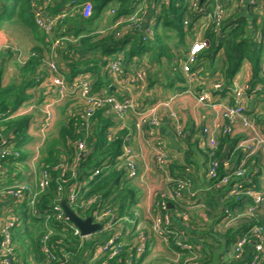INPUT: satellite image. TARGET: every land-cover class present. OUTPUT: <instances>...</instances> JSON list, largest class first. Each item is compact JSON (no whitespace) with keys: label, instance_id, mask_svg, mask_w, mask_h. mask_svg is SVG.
Segmentation results:
<instances>
[{"label":"built area","instance_id":"2783aa9c","mask_svg":"<svg viewBox=\"0 0 264 264\" xmlns=\"http://www.w3.org/2000/svg\"><path fill=\"white\" fill-rule=\"evenodd\" d=\"M149 0H134L136 9L133 13L119 17L114 20L108 28L98 34L104 35L108 32L115 34L116 38H122L127 35L138 34L143 42H149L156 34L158 18L161 14V6L169 3L170 0H157L155 4L154 15L150 23L144 27L143 14L145 13V3ZM192 1V8L197 12L199 20L213 22L215 25V32L218 36H223L224 26L229 17L226 5L223 0H205L202 6H199L196 1ZM49 2L45 4L47 7ZM73 4H76L74 2ZM251 4L255 6V10H262L263 5L258 0H251ZM81 13L85 19H90L93 14V5L90 2H85L81 6ZM76 8V7H73ZM74 10V9H72ZM263 11V10H262ZM35 22L37 27L53 37L58 23L68 16V10L65 9L57 15L49 14L43 8H38L35 11ZM111 15H115V10H111ZM185 25H189V21H185ZM204 26V25H203ZM206 26V23H205ZM204 28V27H202ZM258 39H262L261 32L256 34ZM189 51L185 58L177 60L180 72L188 83L187 93L195 95L197 102L201 105L214 107L217 105L214 93L222 91L228 92L230 103L225 105L221 115L222 124H215L212 128L205 127L202 135V142L207 149L208 156V189L209 190H224L223 200L235 198L238 202L243 204V213L236 211L235 213L226 208L221 218L220 226L222 229H228L231 224L238 221L244 216L254 217L264 206V187L257 189L256 185L249 182L247 164L250 159L255 156L264 158V130L259 125V113L255 111V106L251 107V103L257 99V94L262 92L264 85L261 83L252 88L250 83H240L237 79L232 82L214 83L211 87L212 91L204 90L195 92L193 90L194 84H201L200 80V56L209 47L210 41L203 32L194 35ZM70 36H61L52 40L53 47L58 49L64 47L65 42H76ZM5 50H11L18 53V49L14 46L5 44L0 46V57ZM137 58V57H136ZM105 62V70L107 71L110 80L118 83L121 91L125 94L122 98L117 95H111L103 88L96 91L92 84V78L88 74H81L77 76L73 82L68 83L60 71L56 61L48 60L46 65L52 77V84L55 92L50 98H46L40 104L25 102L16 112L15 115H30L32 117L31 124L38 121V128L41 139L35 146L33 157L31 156V166H37L38 160L41 156V148L44 144L47 133L51 130L56 120V108L64 104L69 98L78 101L73 104V113L79 117L81 122L82 136L75 143L76 157L73 164L69 167L62 160L54 167H35L33 170L35 183L27 180L16 181L14 183H7L0 186V200H17L21 202V206L26 205L30 208L33 215H40L37 208V203L43 193L51 188L54 180L53 172L60 171V178H58V200L53 204L50 211H45L42 217H46L45 233L40 239L41 251L46 257V264H72L70 261V253L64 252L62 257L59 256L57 249L51 244L54 236V229L49 225V221L54 220L62 223L64 229L71 230L75 237L81 240L82 245L85 240H95L97 245H93L91 249H86L85 252L89 256V260L94 261L102 256L107 257V261L114 259H121V256L126 252L127 264L138 263L142 256L149 251L152 233L161 236L167 243H170V237H173V247L178 258L182 260L183 255L187 254L184 261L177 260L178 264H200L199 256L200 249L191 243L188 229H181L176 226V221L184 224L190 221V214L185 210H179L177 205L187 204L191 200L186 199V193L189 192L193 186V178L190 176L174 177L170 173V167L174 164L175 157L167 151L164 141L158 135V130L163 124V116L160 112V107L166 109V113L171 120L172 128L175 137L183 139L185 135V126L182 118L173 107V101L168 100L158 105L139 106L135 95L132 94L134 88L144 87L147 84V69L144 62L138 65V69L134 66L135 72L129 71L124 65L122 57L109 56L103 58ZM137 62V61H136ZM264 73V66L262 68ZM204 86V85H203ZM111 88V85H109ZM103 111L104 115L111 117L122 127H125V119L129 113L134 114L132 128L127 129L122 139L121 153L115 158L106 159L100 167L95 168L82 181L79 180V165L80 160L89 155L92 151L90 147V139L93 136V129L95 128L96 115ZM36 112L40 117H36ZM251 113V114H249ZM258 115H252V114ZM237 126H242L244 130L243 137L238 139L237 145L234 149L235 153H242V160L237 166H232L231 163V149L222 158H219V136H228L231 138L236 135ZM117 132L114 128H109L108 139H117ZM2 142L0 144V160H5L9 156L18 158L21 156L20 152L15 149V143L10 140V137L0 135ZM134 137L136 140H141L152 148L154 152L156 169L165 180V189L160 192L154 203L156 213L152 218L151 231L146 230L135 216L120 214L118 207L106 206L99 196L90 197L82 202L79 201V196L82 189L98 175L110 168L113 164L121 171L123 179L126 181H135L140 176V169L138 166V153L131 146L130 142ZM221 165L225 169L224 175L220 174ZM71 174L74 179L65 192L64 185L69 182L71 178L67 175ZM235 182L232 184V181ZM212 184L210 185V183ZM192 197H196L195 192H190ZM62 201H66L71 210H90L96 203L98 205L93 210L91 216L93 222L101 225V229L94 235L83 236L81 230L72 223L65 214L62 206ZM169 204H173V209ZM74 208V209H73ZM173 210V211H171ZM88 218V217H87ZM21 216H14L12 219H7L1 224V240H0V254L4 256L1 264H14L12 257L15 253V245L13 243V232L19 226ZM257 220V218L255 219ZM188 228V225H187ZM135 231L132 236L134 243H128L127 238L130 233ZM96 237L99 240H96ZM249 239L253 240L255 258L252 264H262L264 261V226L254 224L247 234L237 239L233 247V255L236 259H240L245 251L246 244ZM100 242V243H99ZM130 244V245H129ZM128 246V247H127ZM127 247V248H126ZM181 262V263H180Z\"/></svg>","mask_w":264,"mask_h":264},{"label":"trees","instance_id":"16d2710c","mask_svg":"<svg viewBox=\"0 0 264 264\" xmlns=\"http://www.w3.org/2000/svg\"><path fill=\"white\" fill-rule=\"evenodd\" d=\"M194 1H196L199 6H202L205 2V0ZM258 1L264 2V0ZM47 2L49 3L47 7H45ZM74 2H76V4H73ZM85 2H90L93 5V14L90 19H85L81 13L80 6ZM110 3L113 4L112 10H115V15H111V23L119 17L133 13L136 9L134 0H0V27L8 21L16 20L19 24H22L33 32L43 42L45 47H49L53 39L61 36L67 35L77 39L76 42H65V46L63 47L65 50H62L64 52L62 53V58H64L68 64H66L65 69H60V71L66 81L71 83L78 75L93 71L92 84L94 89L100 91L105 88L109 94L114 95L113 89L109 87L111 80L105 70V62L103 59L97 58V64L95 66L82 65V60L79 62V59H77L74 54L81 56L89 52L100 51L103 56H106L123 51L125 54V62L131 64L135 57L142 59L146 54L155 55L156 52L159 51V48H157V45H153L156 44L155 41H141L138 34L127 35L120 39L116 38L115 34L112 32H108L104 35L98 34L97 28H95L94 25L101 18L103 11ZM192 7V1L189 0H170L168 4L161 6V14L158 18L157 27L158 25H162L167 29L173 30L176 33L179 43L182 44L185 43L187 36L194 39L193 37L195 34L203 32L205 37L209 39L210 44L200 56L199 75L202 76V74L209 72L212 76H216L218 73L225 84H229L239 73L243 64L248 62L251 64L253 73L251 85L263 81L261 74L264 75V73H261V66L264 60V22L262 24L259 23L258 16L255 13V6L252 5V11L248 17L229 15L224 26L223 36L217 35L215 32V25L212 21L206 23V26L202 28L204 24L198 22L199 17ZM38 8H43V10L52 15H57L65 9L68 10V16L58 23L53 32V37H49L37 27L34 11ZM231 19H234V22L229 24ZM185 21H189L187 28H185ZM259 31L261 32L262 39H258L256 36ZM50 52L49 50V53ZM70 54H72V56H70ZM159 56L160 55L155 57L158 58ZM44 58L45 54L42 50L38 48L33 49L27 62L18 67V78L8 85H3L4 70L0 66V135L8 138L10 137V140L15 143V149L21 154L18 158L9 156L5 160H0L2 165L18 166L25 164L27 158L30 156L25 148L32 141L29 134L32 117L30 115L20 116L15 114L25 102L34 98L32 91L40 86L50 74L48 67L45 65ZM148 71L149 69H147V72ZM75 102L78 101L69 98L64 104L57 108L61 115L57 118V121L48 132V138L46 137L44 145L41 148V156L38 160L39 167H54L62 158L65 159V163L69 167L73 164L76 157L75 143L82 136L80 119L72 112ZM252 115L255 116L258 114L254 113ZM95 118V128L93 129V136L89 142L92 151L89 155L80 160V171L78 176L80 181L86 178L95 168L100 167L106 159L115 158L121 153L122 139L126 133V131H121L117 139L109 140L108 130L114 125V119L105 116L103 111L98 112ZM52 130H54V134L50 136ZM237 142V138L232 139L228 136H223L219 145V158H222V149L224 146H228L231 149L232 166H237L243 157L241 152L233 155ZM194 154L195 148L193 150H188L186 153V160L190 165L192 164ZM207 157L208 156H206V158ZM254 159L257 163L262 161L260 156H255L250 159L247 164L249 176L252 175L255 164ZM186 167L187 166L184 167L179 161H176L171 165L170 173L174 177H185L187 176V174H184ZM60 173V171L53 172L54 180L51 188L41 195L37 203V208L42 216L45 211H50L52 209L53 204L59 198L57 180L61 176ZM224 173L225 169L221 165L220 174L224 175ZM17 174L19 175V173H16V175ZM70 175L69 173L67 177L71 178ZM73 181L74 179L71 178L69 182L64 185L65 192H67L69 185L73 183ZM234 182L235 180L232 181V184ZM211 184L212 182L210 185ZM209 193L212 196H216L218 201H220L222 205V216L226 208L234 213L236 211L243 213V204L238 202L235 198L223 200L224 190L213 189L209 190ZM93 196L101 197L106 206L118 207L121 215L126 213L130 216L134 215L135 211L133 207L136 206L137 203V191L134 181L124 180L121 171L118 170L114 164L100 175L96 176L88 186L82 189L79 201L82 202ZM97 205L98 203L87 211L80 209L75 210L74 208L72 211L79 217L86 219L92 215ZM177 207L179 210L190 212L189 209L191 206L179 204ZM260 211L254 217L244 216L240 218L238 225L225 229L224 232L219 231L216 234L208 233V239L210 240L209 243L205 245L206 247L201 246L195 238L190 239L191 243L200 249V264H215L216 244H219V247L226 244L227 248L229 246L232 248L237 242V239L247 234L254 224L264 226ZM42 216L33 215L30 212V208L23 205L22 220H24L23 226L25 228H23L26 233L24 234L21 232V228H15L13 233V243L17 244V246H24V248L30 243L34 260L40 264H43L46 260L45 255L41 251L40 244V239L46 229V217ZM256 218L257 220H255ZM181 224L179 221H176L177 227L186 230L187 228ZM49 225L55 231L51 244L57 249L60 257H62L64 252H69L71 254L70 261L72 264H127L126 252L121 256L120 260L114 259L107 261V257L102 256L94 261H88L83 258V253L88 247H86L85 243L82 245L81 240L75 237L71 230L64 229V225L53 218L49 221ZM134 234L135 231H132L128 237L131 239L130 244L134 243L132 238ZM90 242H95V240ZM173 243V237H170V245L173 246ZM250 246L252 247V253L250 258L246 260L247 249ZM254 251L253 240L249 239L244 254L240 259H236L233 255L223 264H252L255 258ZM147 252L138 263L133 264H142L148 257ZM17 256L18 249L15 248V253L12 257L14 264H19L17 262ZM186 256L187 254L183 255L182 261H184ZM3 259L4 256L0 254V262ZM262 264H264V261H262Z\"/></svg>","mask_w":264,"mask_h":264},{"label":"crops","instance_id":"0c3cea01","mask_svg":"<svg viewBox=\"0 0 264 264\" xmlns=\"http://www.w3.org/2000/svg\"><path fill=\"white\" fill-rule=\"evenodd\" d=\"M156 1L157 0H149L147 3H145V13L143 14L144 27H146L152 20ZM223 1L226 5L228 15L230 16L237 15V16H245V17L250 16L249 14L252 11L251 0H223ZM260 2L263 5L262 7L263 11L259 8V11L255 10V13L258 16L259 23L262 24L264 22V2L263 1ZM112 6L113 4L110 3L109 6L103 11L101 18L94 25V27L97 28L98 32H102L103 30L108 28L109 25L111 24ZM205 20L206 19L199 20L198 22L200 24H204L203 27H205V23H207ZM232 22H234V19H231L229 24H231ZM19 27L23 31V35H24L23 36L24 40L20 39V41H16V39L11 38V35L9 34V31H7V29L3 30L2 28L0 30V46L9 44L11 46H14L15 49H18V53H14L11 50L9 51L5 50L2 56L0 57V66L4 70L3 85H8L10 82L18 78V74H19L18 67L24 65L25 62H27L28 57L32 53L33 49L36 48L42 50V52L45 54V58H44L45 65L48 60H54L57 62L60 69L65 68V65L68 64L64 60V58H62V53H64L62 50H65V48L59 47L58 49L57 48L55 49L52 43L49 47H45L43 42L34 33H30L31 31L27 30L25 26L21 24L19 25ZM185 28H187V26ZM174 35H176V33L173 30L167 29L162 25L161 26L158 25L156 34L153 36L151 40L156 42V44L153 45H157L159 51H157L155 55L146 54L145 56L142 57V59L135 57L134 60L131 62V64L126 63L124 60V65L129 71L132 72L133 70V72H135L134 67L136 69L138 65L144 62L145 68L149 69V71L147 72L148 74L147 84L144 87L134 88L132 92V94L135 95V98L137 99V103L139 104V106L146 107V106L158 105L162 102H166L172 99L174 109L177 112H179L182 118L183 124L185 126V135L183 139H178L174 135L172 123L166 113V109L163 106H161L160 112L164 119L162 126L158 130V135L164 141V144L167 147V151H169L171 155L175 157L174 163L176 161H179L184 167L187 166L185 168L186 171L184 172V174H187V176L193 178L192 188L190 189L189 192H185L186 199L191 200V202L187 203V205L191 206L189 209L190 221L188 222V224L184 223L181 225H183L186 228L188 225L187 229H188V234L190 235V239L195 238L201 246L206 247L205 245L209 243L210 240L208 239L209 238L208 233L216 234L219 231L221 232L224 231L225 229H222L220 226L221 223L220 218L222 217V211H221L222 205L220 201H218L216 196H212L209 193V189H208V185H209L208 177H207L208 157L206 158L207 149L202 142V135L205 127L212 128L217 123L219 124L223 123L221 119V115L223 113L224 106L230 103V98L228 96V92L222 89V91L214 93L215 95L214 97L217 105L211 107V106L199 104L197 102L195 95L186 92L189 85L184 79L183 74L180 72L179 66L177 65L176 61L180 60L181 58L182 59L185 58V55L189 51L190 45L192 43V39L189 36H187L184 44L179 43L178 40H176L177 43L175 41L176 44H174L173 48L174 49L177 48L178 50L181 49L182 52L185 51L181 57L180 55L174 53L172 50L173 48L171 49L170 47L166 46L165 43L166 39H172L174 37L177 38ZM25 36L27 37V39ZM49 50L51 52L47 54L46 52ZM74 55L75 57H77V59H79L78 60L79 62L80 60H82L81 62L82 65L95 66L97 64L96 62L97 58L103 59L109 57L111 54L103 56L100 51H97V52H89L81 56L76 54ZM158 55L160 56L156 58ZM70 56H72V54H70ZM111 56L114 57L119 56L122 57L123 59L125 58V54L123 51H119ZM172 59L174 63L172 62ZM134 64H136V66H134ZM263 66H264V60L262 62L261 67L263 68ZM162 69L165 70L162 71ZM161 72H166L167 74L166 75L164 74L162 76ZM84 74H88L93 79V71H89ZM261 76L263 78V81H260L255 85H251L253 78L252 67L250 63L245 62L239 73L236 75L235 79H237V81L240 83H245V82L250 83V85L254 89L256 88V86L260 85L261 83H263L264 85V75L261 74ZM199 77H200L199 82L203 83L204 86L201 84L200 85L194 84L193 90L195 92L200 93L201 91L204 90L212 91L211 87L214 83H224L226 88V84L224 80L221 79L218 73L216 74V76H212L209 72H207L206 74H202V76L200 75ZM110 85L114 91V95H117L122 98V95L125 93L121 91V87L119 86V84L111 80ZM54 92H55V88L52 84V77L49 74L48 77L44 80V82L32 91L34 98L29 101H31V103L40 104L44 102L46 98L52 97ZM250 105H251L250 108H252V106H255V111L259 113L260 116L259 125L261 129L264 130V88L262 92H259L257 94L256 101L252 102ZM36 114H37L35 115L36 117H40V114L38 112H36ZM57 114H58V110L56 108V116ZM39 120L40 119L37 118V122L30 125L29 128V134L33 141L32 144L35 143V145L41 139L37 124L39 123L38 122ZM133 120H134V114L129 113L125 119L126 121L125 127L121 126V124L123 123L118 124L114 120V125H112L110 128H114L115 131L117 132L116 135L118 136L121 131H126L127 129L132 128ZM56 121L57 118L55 122ZM243 134H244V130L242 126H237L236 135L234 137L231 136V138L240 139L241 137H243ZM221 139L222 136H219L218 137L219 145ZM32 144L29 146L27 145L25 148L28 154H30V147L32 146ZM130 144L138 153L139 156L138 166L140 169V176L134 181L137 191V203L136 206L133 207V210L135 211L134 213L135 216L137 217V220L141 224H143L146 230L150 232L152 224L150 223L149 220L152 221L153 215L156 213L154 208V203H155L154 193L159 192L156 190L157 188H160L159 190H161L163 187L165 188V180L156 169V162L152 148L149 147L146 143L142 142L141 140L139 139L136 140V137H134V140L133 139L131 140ZM194 148H195V154L193 155V161L192 164L190 165L189 162L186 160V153L188 150L190 149L193 150ZM227 149L228 146L223 147L222 157L225 156V154L227 153L228 151ZM30 157L31 156L27 158L25 164H21L18 166H13V165L7 166V165H2L0 163V186H4V184L10 183L9 181H5L6 178H9V176L10 178L13 177V179H15L19 175H21L20 176L21 180L19 181L27 180L34 184L36 181L34 177V173L33 171L27 169V168L31 169V163L29 161ZM261 160L262 161H259L258 163L255 160L254 168L252 170V175L250 176L248 175L249 182L251 184H255L257 189L264 187V158L261 157ZM13 173L15 174L19 173V175L18 174L14 175ZM190 192H195L197 196L192 197L190 195ZM173 207L171 209H173ZM22 212H23V206H21V202H18L15 199L0 200V240H1L2 222L10 218L12 219L14 216H21ZM260 215L264 222V206H262L261 208ZM239 221L240 220L233 222L231 224V227L238 225ZM23 225H24V220H20L19 226L17 228H21L22 229L21 232L25 234L26 231H24L25 227ZM127 240L129 243L131 242L130 238H127ZM14 245L15 248L18 249L17 262L19 264H40L39 262L37 263L34 260L33 251L30 243L25 248L24 246H17V244L15 243ZM159 245H162V247L164 246L173 259H171L170 262L167 260L165 261L163 260L158 262L157 264L159 263L178 264L177 260L182 262V260L178 258V255H176V251L174 250L173 246L170 245V243H167L163 237L158 235L152 236L150 249L147 252L148 256H150L153 252H155L159 248ZM232 249L233 247L231 248V246L227 248L226 244H223L222 247H219L215 252L216 253L215 264H223L224 262L229 260V258L233 256ZM230 252H231V256L227 257L228 256L227 254ZM251 253H252V247L250 246L247 249V253L245 257L246 260L250 258ZM83 254H84L83 258L89 261V256L86 254V252H84ZM144 262L142 264H144ZM43 264H46V262H44Z\"/></svg>","mask_w":264,"mask_h":264},{"label":"rangeland","instance_id":"374dc122","mask_svg":"<svg viewBox=\"0 0 264 264\" xmlns=\"http://www.w3.org/2000/svg\"><path fill=\"white\" fill-rule=\"evenodd\" d=\"M19 25H21V24H19L16 20H12V21H8V22H6L4 25H2L1 27H0V30L3 28V30L4 29H7V31H9V34L11 35V38H14V39H16V41H20V39H22V40H24V35H23V31L20 29V27H19ZM27 30H29L28 28H27ZM30 33H33V32H30ZM174 36H176V35H174ZM26 37V36H25ZM26 39H27V37H26ZM176 40H178L177 38H172V39H166L165 40V43H166V46H168V47H170L171 49L174 47V44H176L177 43V41ZM175 41H176V43H175ZM173 50V52L174 53H176L177 55H180L181 57H182V55H183V53L185 52V51H183L182 52V50L181 49H177V48H173L172 49ZM47 54L49 53V51H47L46 52ZM111 56V55H110ZM172 62H173V59H172ZM174 63V62H173ZM65 68H66V65H65ZM64 68V69H65ZM165 70V69H164ZM163 69H162V71H164ZM167 72V71H166ZM166 72H161V74H162V76L165 74H167ZM17 74V73H16ZM165 78V77H164ZM163 78V79H164ZM10 82V81H9ZM11 83V82H10ZM56 113V112H55ZM60 113L58 112V114H57V116H56V118H59L60 117ZM48 134L49 133H47V135H46V137L48 138ZM51 134L53 135L54 134V130H52L51 131V133H50V136H51ZM46 137H45V139H46ZM32 142L33 141H31V143H29L28 144V146L29 145H31L32 144ZM45 142V141H44ZM44 145V144H43ZM34 146H36L35 145V143L34 144H32V146L30 147V156H34L33 155V152H35V147ZM31 160V157H30V159H29V161ZM31 163V162H30ZM35 167H38V164H37V166H34V165H32L31 166V169H29V168H27L28 170H31V171H33L34 170V168ZM15 170H17V169H15ZM14 175H16L15 173H13ZM21 175H19L17 178H15V179H13V177L12 178H10V176H9V178H6L5 179V181H9L10 183H13L14 181H19V180H21V177H20ZM166 187V186H165ZM164 188V187H163ZM161 189V190H159L160 188H157L156 190L157 191H159V192H157V193H154V195H155V200L157 199V196L160 194V192H162L164 189ZM188 214H189V212H188ZM150 221V223L152 224V221L151 220H149ZM222 232H224V231H222ZM153 235H155L154 233H153ZM152 235V236H153ZM22 242V241H21ZM100 243V242H99ZM85 244H86V247H88V249H91V247L95 244V245H97V242L96 243H93V242H90L89 240H85ZM164 248V249H163ZM219 248V244H216V247H215V249H218ZM166 251V252H165ZM228 256L227 257H229V256H231V253H228L227 254ZM171 259H173L171 256H170V254L168 253V251H167V249H165V247L163 246L162 247V245H159V248L155 251V252H153L150 256H148V258L145 260V262H144V264H157L158 262H160V261H165V260H167V261H169L170 262V260Z\"/></svg>","mask_w":264,"mask_h":264},{"label":"water","instance_id":"95a60500","mask_svg":"<svg viewBox=\"0 0 264 264\" xmlns=\"http://www.w3.org/2000/svg\"><path fill=\"white\" fill-rule=\"evenodd\" d=\"M2 142V138L0 137V144ZM62 206L65 211L66 216L68 219L74 223L82 232L83 236H91L96 234L100 229L101 225L96 224L93 222L92 217H88L86 219H83L79 217L78 215L73 212L70 207L67 205L66 201H62ZM170 208L173 207V204H169ZM96 240H99V238H96Z\"/></svg>","mask_w":264,"mask_h":264}]
</instances>
